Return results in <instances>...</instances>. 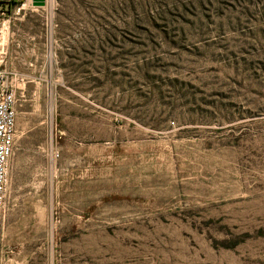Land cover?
<instances>
[{
	"label": "rangeland",
	"instance_id": "rangeland-1",
	"mask_svg": "<svg viewBox=\"0 0 264 264\" xmlns=\"http://www.w3.org/2000/svg\"><path fill=\"white\" fill-rule=\"evenodd\" d=\"M43 1L0 9L9 264H264V2Z\"/></svg>",
	"mask_w": 264,
	"mask_h": 264
},
{
	"label": "built area",
	"instance_id": "built-area-1",
	"mask_svg": "<svg viewBox=\"0 0 264 264\" xmlns=\"http://www.w3.org/2000/svg\"><path fill=\"white\" fill-rule=\"evenodd\" d=\"M23 8V7H22ZM22 8H19L20 12ZM16 98L0 76V214L4 211L10 182V160L16 138Z\"/></svg>",
	"mask_w": 264,
	"mask_h": 264
},
{
	"label": "trees",
	"instance_id": "trees-1",
	"mask_svg": "<svg viewBox=\"0 0 264 264\" xmlns=\"http://www.w3.org/2000/svg\"><path fill=\"white\" fill-rule=\"evenodd\" d=\"M197 2L201 7L211 6L212 4H220L223 3L224 6L234 7L235 5H245L249 7L250 5H254L256 3L264 2V0H192Z\"/></svg>",
	"mask_w": 264,
	"mask_h": 264
},
{
	"label": "crops",
	"instance_id": "crops-1",
	"mask_svg": "<svg viewBox=\"0 0 264 264\" xmlns=\"http://www.w3.org/2000/svg\"><path fill=\"white\" fill-rule=\"evenodd\" d=\"M15 1H17V0H0V9L5 7V6L10 5L11 3L15 2ZM4 222H5L4 220L3 221L0 220V224L1 223L3 224ZM9 262H10L9 257L5 259V256L0 253V264H5V263L9 264Z\"/></svg>",
	"mask_w": 264,
	"mask_h": 264
},
{
	"label": "water",
	"instance_id": "water-1",
	"mask_svg": "<svg viewBox=\"0 0 264 264\" xmlns=\"http://www.w3.org/2000/svg\"><path fill=\"white\" fill-rule=\"evenodd\" d=\"M33 4L36 6H42L44 4L43 0H33Z\"/></svg>",
	"mask_w": 264,
	"mask_h": 264
}]
</instances>
